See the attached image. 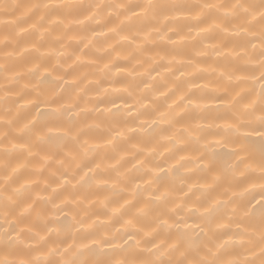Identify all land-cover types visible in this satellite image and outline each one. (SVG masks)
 <instances>
[{
	"label": "clouds",
	"instance_id": "obj_1",
	"mask_svg": "<svg viewBox=\"0 0 264 264\" xmlns=\"http://www.w3.org/2000/svg\"><path fill=\"white\" fill-rule=\"evenodd\" d=\"M0 264H264V0H0Z\"/></svg>",
	"mask_w": 264,
	"mask_h": 264
}]
</instances>
